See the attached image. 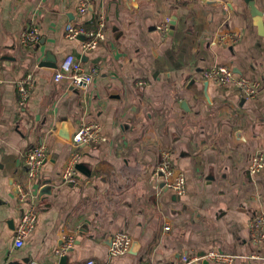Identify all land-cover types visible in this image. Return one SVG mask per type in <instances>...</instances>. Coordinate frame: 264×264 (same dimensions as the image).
Wrapping results in <instances>:
<instances>
[{
    "label": "crops",
    "instance_id": "crops-1",
    "mask_svg": "<svg viewBox=\"0 0 264 264\" xmlns=\"http://www.w3.org/2000/svg\"><path fill=\"white\" fill-rule=\"evenodd\" d=\"M80 4L0 1V262L62 264L72 239L65 264H204L212 250L236 259L209 264H264V241L255 243L249 226L264 215V169L250 170L264 146V0H88L83 16ZM166 17L175 29L163 38ZM70 22L95 31L105 22L106 39L85 53L86 37L66 38ZM30 30L38 40L25 46ZM48 54L57 68L40 66ZM70 54L96 70L89 87L55 81ZM215 65L259 82L258 95L205 88L203 72ZM29 75L21 107L18 84ZM91 123L102 139L74 147L77 129ZM40 144L47 158L30 183L24 156ZM75 154L76 177L64 182ZM166 156L186 177L183 196L153 176ZM30 205L37 225L17 249ZM122 232L132 247L112 256L110 239Z\"/></svg>",
    "mask_w": 264,
    "mask_h": 264
},
{
    "label": "built area",
    "instance_id": "built-area-1",
    "mask_svg": "<svg viewBox=\"0 0 264 264\" xmlns=\"http://www.w3.org/2000/svg\"><path fill=\"white\" fill-rule=\"evenodd\" d=\"M1 1V0H0ZM79 15L83 16L88 10V0H80ZM106 24H100V30H88L83 26L76 25L72 22L65 26V35L67 39L75 40L82 36L87 40L83 44L85 53L96 50L101 43L106 39L104 28ZM172 26V19L166 17L163 22L158 25V30L163 38L168 36ZM103 29V30H102ZM38 40V33L36 30H30L24 33L21 39L23 45L28 46ZM96 70H88L79 58L75 55H68L60 64L55 74V81L60 82L64 78H68L74 87H89L94 81ZM203 77L206 81L212 82L218 86L234 85L239 88L247 98H255L260 90V83L251 81L244 77H236L234 71L228 66L215 65L203 72ZM34 78L28 76L18 84L19 104L23 107L27 98L30 95L31 88L34 84ZM140 84V83H139ZM102 139V128L97 123L82 124L71 138V144L74 147L91 146ZM80 154H75L62 174L64 182H71L76 177V163L78 162ZM47 158V147L44 144L36 145L28 149L24 156L25 166L27 169L28 181L30 183L39 180L40 172L45 164ZM264 169V146L259 150L250 161V170L252 173H259ZM160 176L163 178L164 186L172 190L176 195L183 196L186 193L187 181L183 173L176 170L170 156H166L161 163L153 168V176ZM24 200L26 198L23 194ZM38 213L34 205L28 206L27 210L21 216V219L16 227L15 247L21 249L24 246L25 240L30 236L37 225ZM250 229L253 233L255 243H262L264 241V215L254 214L250 220ZM170 227H166L169 230ZM133 240L126 233H117L111 239L110 253L112 256H120L128 253L132 247ZM72 247V239H70L62 249V255ZM207 260H214L223 263H229L236 259L235 256L219 253L212 250L204 257ZM202 258H184L185 264H192L194 261H199ZM0 264H3L0 262ZM38 264V263H32ZM89 264H94L90 262Z\"/></svg>",
    "mask_w": 264,
    "mask_h": 264
},
{
    "label": "water",
    "instance_id": "water-1",
    "mask_svg": "<svg viewBox=\"0 0 264 264\" xmlns=\"http://www.w3.org/2000/svg\"><path fill=\"white\" fill-rule=\"evenodd\" d=\"M255 13H257L258 14V12H256L255 11ZM260 15H261V13H259ZM259 24H261V26H262V21H261V18L259 19ZM172 30H174L175 29V20H173L172 21ZM85 38V37H84ZM83 38V39H84ZM49 61H53V58H52V55L51 54H48L47 56H46V58L45 59H43V61H42V63H41V67L42 66H46V67H50V68H57V65L54 63V61L51 63V62H49ZM208 85H209V83L206 81L205 82V84H204V86H205V88L206 87H208ZM60 135L63 137V138H65V139H70V135H69V133L68 132H66V127L63 125V127H62V129H61V131H60ZM48 188V186H46L45 187V189L43 190V191H45L46 189ZM111 240V239H110ZM204 256V255H203ZM62 264H65L66 262H67V260H68V257L67 256H63L62 257ZM204 264H209V261H207V260H204Z\"/></svg>",
    "mask_w": 264,
    "mask_h": 264
}]
</instances>
